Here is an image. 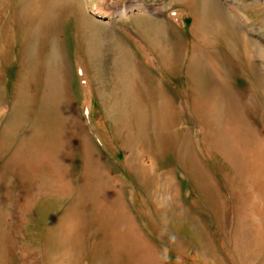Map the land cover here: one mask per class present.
Masks as SVG:
<instances>
[{"label": "rangeland", "instance_id": "obj_1", "mask_svg": "<svg viewBox=\"0 0 264 264\" xmlns=\"http://www.w3.org/2000/svg\"><path fill=\"white\" fill-rule=\"evenodd\" d=\"M0 264H264V0H0Z\"/></svg>", "mask_w": 264, "mask_h": 264}, {"label": "bare ground", "instance_id": "obj_2", "mask_svg": "<svg viewBox=\"0 0 264 264\" xmlns=\"http://www.w3.org/2000/svg\"><path fill=\"white\" fill-rule=\"evenodd\" d=\"M92 14L95 15V16H98V17H102V18H111V13L106 11V10H104L103 8H95L94 7V10L92 11Z\"/></svg>", "mask_w": 264, "mask_h": 264}]
</instances>
